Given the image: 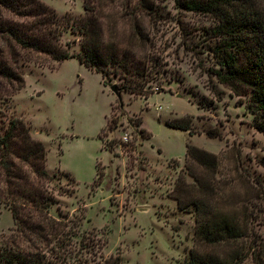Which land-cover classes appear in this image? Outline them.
<instances>
[{"label":"rangeland","instance_id":"1","mask_svg":"<svg viewBox=\"0 0 264 264\" xmlns=\"http://www.w3.org/2000/svg\"><path fill=\"white\" fill-rule=\"evenodd\" d=\"M37 1L0 0V137L23 123L0 154V194L12 180L51 198L46 213L60 226L49 243L29 242L0 200V250L42 264H191L234 244L255 250L242 264H264V107L216 76L228 38L219 12L190 0ZM244 1L264 29V0ZM90 19L103 45L119 42V62L132 56L145 95L119 89L116 65L105 86L76 59H54L82 53ZM14 30L40 50L6 36ZM27 207L22 227L38 223ZM217 219L233 238L211 235Z\"/></svg>","mask_w":264,"mask_h":264},{"label":"trees","instance_id":"2","mask_svg":"<svg viewBox=\"0 0 264 264\" xmlns=\"http://www.w3.org/2000/svg\"><path fill=\"white\" fill-rule=\"evenodd\" d=\"M38 6L43 5L37 0H33ZM187 5L190 9H202L204 11L219 12V25L217 26V33H220L222 37L225 34L228 38H223L220 43V68L216 71L218 79L228 85L232 90H237L238 87L243 86L249 88L252 93V97L255 101L263 105L264 107V29L261 26L260 21L255 17V13L252 12L249 6L246 5L244 0H205L193 1L190 0ZM204 5V7H202ZM248 6V7H247ZM45 8V6H44ZM226 10V12H225ZM227 10H232L230 14ZM45 12V11H44ZM42 15V14H41ZM44 18V16H43ZM92 19V18H91ZM90 19V20H91ZM45 21V20H44ZM88 18H82L81 22H87ZM92 21V20H91ZM47 22V20H46ZM91 28L83 32L85 40L84 49L81 54H68L60 53L55 56L56 61L76 59L85 68L95 71L100 74L103 83L107 86L105 79L107 73L105 68L114 66V74L117 73L123 78L122 83L119 85V89L125 90L133 95H145L144 83L137 79L140 75L139 68L136 63L132 61V56L126 51L121 52V61L117 60V52H119L120 44L118 42H110L102 44L100 39V29L97 23L92 21L90 23ZM11 31V30H10ZM40 31H37L39 34ZM29 35V34H28ZM26 32H17L14 30L12 35L7 34V37L17 36V41L23 48H32L40 50L39 46L34 44L38 40L33 39V44L30 43V37ZM29 39V40H28ZM32 40V39H31ZM126 48V46H125ZM123 48V49H125ZM122 49V48H121ZM23 124L17 120H12L9 124L7 132L4 136L0 137V154L4 156L9 150V141L14 138V130L17 125ZM178 128V127H177ZM182 129V128H180ZM186 129V128H185ZM28 143L36 145V151H41L42 158L44 156V148L40 141L29 140V136L24 137ZM194 152H200L198 149L193 147H187V153L190 155ZM40 153V152H39ZM204 154V153H203ZM8 172H12L8 170ZM40 175L43 177H49L45 170H40ZM8 186L5 191L1 192L0 200L4 207H8L12 212V217L16 226V231L21 233L22 237H27L30 242L29 236H35L36 239H41L45 244L49 243V237L56 236L58 234L59 224L53 219L48 218L46 210L48 202L51 198H47L46 202H42L36 197L32 191H28L25 188L22 189L20 184H15L16 188H12V184L15 181L6 180ZM31 205L35 209L37 217V224H24L22 227L21 221H19L18 213L20 211L27 210V205ZM58 227V228H57ZM46 229L48 233L43 234V229ZM25 230H29L27 236ZM211 235L216 237L222 233L225 238H233L232 233L234 232L233 225L229 224L225 220H215L214 229ZM219 231V232H216ZM49 236V237H47ZM54 236V237H55ZM60 243L63 240L59 238ZM31 246L34 244L30 243ZM222 246L221 244H216ZM234 244H225L228 248H214V244L210 246L211 253L222 250V259L217 257H208L207 260H200L198 258L191 264H242L250 253H254L255 250H239L240 247L235 245V249L229 248ZM243 251V252H242ZM203 253L207 256V252L203 250ZM28 254V253H27ZM0 264H42L38 260L28 258L24 254H15L7 249L0 250Z\"/></svg>","mask_w":264,"mask_h":264},{"label":"water","instance_id":"3","mask_svg":"<svg viewBox=\"0 0 264 264\" xmlns=\"http://www.w3.org/2000/svg\"><path fill=\"white\" fill-rule=\"evenodd\" d=\"M110 89H111V91H113L114 93H116V95H118V93H117V92H118V91H117L118 89H117L114 85L111 86ZM118 96H119V95H118Z\"/></svg>","mask_w":264,"mask_h":264},{"label":"crops","instance_id":"4","mask_svg":"<svg viewBox=\"0 0 264 264\" xmlns=\"http://www.w3.org/2000/svg\"><path fill=\"white\" fill-rule=\"evenodd\" d=\"M102 78V77H101ZM102 82H103V79H102ZM104 84V83H103Z\"/></svg>","mask_w":264,"mask_h":264}]
</instances>
